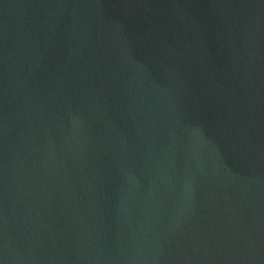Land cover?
Returning a JSON list of instances; mask_svg holds the SVG:
<instances>
[{"label":"water","instance_id":"water-1","mask_svg":"<svg viewBox=\"0 0 264 264\" xmlns=\"http://www.w3.org/2000/svg\"><path fill=\"white\" fill-rule=\"evenodd\" d=\"M0 264H264V0H0Z\"/></svg>","mask_w":264,"mask_h":264}]
</instances>
